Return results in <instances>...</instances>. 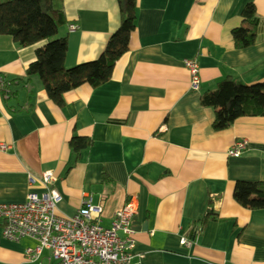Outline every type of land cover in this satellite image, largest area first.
<instances>
[{"label":"crops","instance_id":"obj_1","mask_svg":"<svg viewBox=\"0 0 264 264\" xmlns=\"http://www.w3.org/2000/svg\"><path fill=\"white\" fill-rule=\"evenodd\" d=\"M134 1L135 29L110 79L66 93L62 107L37 77L26 78L37 46L0 36V75L22 81L9 98L0 95V203L43 193L41 174L49 171L63 217L90 198L101 205L100 224L108 228L116 211L137 200L132 264H264V209L244 208L232 195L237 181L264 182V117L238 118L216 132L213 109L201 104L225 78L264 82V0ZM61 4L65 66L97 59L119 27L117 1ZM247 5L259 19L257 39L237 48L231 32L243 25ZM72 24L78 29L70 31ZM186 60L199 68L196 91ZM72 137L91 141L77 159ZM239 140L246 149L228 156ZM208 213L214 219L202 224ZM33 246L30 239H5L0 221V264L24 262ZM47 256L44 251L31 264H53Z\"/></svg>","mask_w":264,"mask_h":264},{"label":"trees","instance_id":"obj_2","mask_svg":"<svg viewBox=\"0 0 264 264\" xmlns=\"http://www.w3.org/2000/svg\"><path fill=\"white\" fill-rule=\"evenodd\" d=\"M116 1L119 27L109 37L102 54L70 68L65 66L67 38L59 36L66 24L61 0H0V36L11 37L20 47L37 46L34 60L26 68V78L37 77L47 97L62 107L66 93L83 85L94 88L107 82L115 62L127 51L136 24V4L134 0ZM241 18L243 25L233 29L231 35L237 48H246L257 39L259 19L252 5L243 8ZM0 79L9 84L0 90L4 96L6 89L8 98L13 94L12 87L22 82L2 75ZM201 104L213 109L212 129L216 132L227 129L238 118L264 117V82L245 85L225 78L213 92L202 96ZM90 145V139L85 137H72L69 141L75 159ZM232 195L244 208L264 209L262 181H237ZM214 217L212 213L206 214L202 224Z\"/></svg>","mask_w":264,"mask_h":264},{"label":"built area","instance_id":"obj_3","mask_svg":"<svg viewBox=\"0 0 264 264\" xmlns=\"http://www.w3.org/2000/svg\"><path fill=\"white\" fill-rule=\"evenodd\" d=\"M76 29L78 26L69 25L70 31ZM184 66L189 72L190 89L196 91L200 82L198 65L194 60H186ZM6 85L9 84L0 79V90ZM4 92L3 97L8 98V91ZM246 144L244 140L236 141L228 150V156L239 157ZM4 149L5 145H0V150ZM28 180L30 184L34 182L31 176ZM55 180L51 172H43V193H29L18 203H0L2 236L13 242L25 238L35 242V246L25 249L24 262L20 264L38 262L44 251L53 264H132L137 200L129 199L105 228L100 224L102 207L92 205L90 198L85 199L72 216L58 215L56 205L61 198L50 187ZM180 242L188 246L191 243L185 238Z\"/></svg>","mask_w":264,"mask_h":264}]
</instances>
